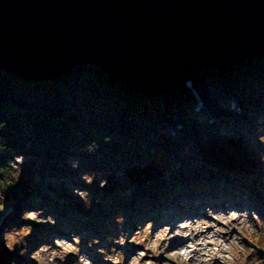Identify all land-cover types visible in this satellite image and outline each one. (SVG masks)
<instances>
[{
	"label": "trees",
	"instance_id": "16d2710c",
	"mask_svg": "<svg viewBox=\"0 0 264 264\" xmlns=\"http://www.w3.org/2000/svg\"><path fill=\"white\" fill-rule=\"evenodd\" d=\"M191 86L197 89L196 96ZM157 96L138 94L94 65L80 64L56 76L38 77L0 68V193L5 196L0 211V264L26 261L19 254L20 247L9 252L5 246L12 239L34 243L36 234H23L32 222L22 215L28 210L57 217L81 216L72 219L109 236L116 218L137 226L154 213L155 204L173 202L180 194L191 198L198 191L206 192L217 201H234L243 194L249 202L256 200L246 193L257 183L249 175L239 172L240 181H236L225 172L222 178L217 170L208 172L206 165L187 175L172 166L170 177L147 184L128 183L117 195L92 193L88 207L94 205L93 210L52 201L37 185L17 181L8 160L11 154L36 157L39 173L51 177L64 174L58 163L66 165L70 157L92 170L124 169L128 162L153 159L151 150L167 156L169 145L210 136L214 127L233 128L243 125L242 120L264 118V53L220 70L198 71L188 82ZM198 99L212 117L199 116V108L194 107ZM93 143L96 147L89 148Z\"/></svg>",
	"mask_w": 264,
	"mask_h": 264
},
{
	"label": "rangeland",
	"instance_id": "374dc122",
	"mask_svg": "<svg viewBox=\"0 0 264 264\" xmlns=\"http://www.w3.org/2000/svg\"><path fill=\"white\" fill-rule=\"evenodd\" d=\"M200 101L195 102L199 116L212 117L203 111V100ZM242 122L233 128L214 127L210 136L192 142L169 145L165 149L167 156L151 150L153 159L128 162L124 169L92 170L70 157L66 165L58 163L64 174L51 177L39 173L41 165L36 157L11 154L8 160L17 181L37 185L52 201L73 203L83 209L95 208L88 207L92 193L112 196L120 194L128 183H153L170 177L172 166L180 167L179 171L187 175L206 165L208 172L217 170L222 178L226 172L240 181L242 172L257 182L246 191L255 201L249 202L243 194L233 202L217 201L200 191L191 198L180 194L173 202L155 204V214L137 226H128L122 217L116 218L109 236L72 219L81 216L36 213L35 220L27 216L32 222L23 234L36 235L34 243L27 244V251L21 255L26 261L19 260L17 264H83L81 255L91 264H264V143L259 140L264 136V118L257 116ZM17 156L23 157L22 164L15 159ZM73 161L77 162L75 168ZM102 180L107 183L100 187ZM29 211L35 212H26ZM44 217H51L55 223L45 222ZM67 246L74 251H65Z\"/></svg>",
	"mask_w": 264,
	"mask_h": 264
},
{
	"label": "water",
	"instance_id": "95a60500",
	"mask_svg": "<svg viewBox=\"0 0 264 264\" xmlns=\"http://www.w3.org/2000/svg\"><path fill=\"white\" fill-rule=\"evenodd\" d=\"M264 53V0H0V68L94 65L152 95Z\"/></svg>",
	"mask_w": 264,
	"mask_h": 264
},
{
	"label": "clouds",
	"instance_id": "9594fccd",
	"mask_svg": "<svg viewBox=\"0 0 264 264\" xmlns=\"http://www.w3.org/2000/svg\"><path fill=\"white\" fill-rule=\"evenodd\" d=\"M2 126L3 125H0V127H2ZM105 140L107 141L108 140V137H105ZM259 140H260L261 143H264V136H260L259 137ZM93 145L96 147L95 143L89 145L88 147L91 148ZM0 148H3V145H0ZM15 159L19 160L20 161V164H22V162H23V157L22 156H17V157H15ZM261 159L264 160V157H261ZM72 167L73 168L77 167V162L76 161H73ZM82 178H83V176H82ZM106 183H107L106 181L102 180L100 182V185L99 186L100 187H103V186L106 185ZM73 192L74 193H77L78 190L77 189H73ZM3 193H0V201H2V203H0V211H3L4 210V203H3V201L5 200V196H4ZM79 194L80 195H83V193H79ZM22 215H27V216L31 217L32 219H34V220L37 218L36 212H32V211L23 212ZM43 220L45 222H48L49 224H54L55 223V221L51 217H44ZM38 223H39V221H38ZM78 243H80L79 238H78ZM13 244H15V246H13ZM26 244H27V241L25 239H23L22 241H17L15 239H12V240H10V242L5 247L7 248V250L9 252L14 251L16 247H20V253L19 254L20 255H23L27 251ZM41 247H44V246L42 245ZM65 251H74V249L71 246H67V247H65ZM79 259L83 262V264H91V261L89 259L88 260H85V256H83V255H81L79 257Z\"/></svg>",
	"mask_w": 264,
	"mask_h": 264
},
{
	"label": "bare ground",
	"instance_id": "6f19581e",
	"mask_svg": "<svg viewBox=\"0 0 264 264\" xmlns=\"http://www.w3.org/2000/svg\"><path fill=\"white\" fill-rule=\"evenodd\" d=\"M80 65V64H79ZM208 70H210V69H208ZM38 77V76H37ZM179 86V85H178ZM173 88H175V87H173ZM172 88V89H173ZM171 89V90H172ZM191 90H192V92H195V94H197V89L195 88H193L192 86H191ZM138 94H149V93H146V92H139V91H137V90H135ZM170 91H168V92H165V93H159V94H162V95H164V94H166V93H169ZM150 95H152V94H150ZM156 96H157V94H155ZM155 95H152V96H155ZM158 97V96H157ZM157 99V98H156ZM199 100V102H200V100L201 99H198ZM196 108L198 109V107H197V105H196ZM190 214H193V212L192 211H190ZM200 235H202L203 233H199ZM197 234H195L194 236H196ZM181 242V241H180Z\"/></svg>",
	"mask_w": 264,
	"mask_h": 264
}]
</instances>
